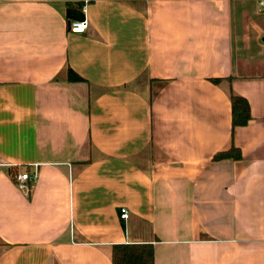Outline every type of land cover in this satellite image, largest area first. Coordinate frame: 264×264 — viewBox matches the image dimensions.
<instances>
[{
	"label": "crops",
	"instance_id": "obj_1",
	"mask_svg": "<svg viewBox=\"0 0 264 264\" xmlns=\"http://www.w3.org/2000/svg\"><path fill=\"white\" fill-rule=\"evenodd\" d=\"M259 2L0 0V264H112L126 242L154 264H264ZM232 94L250 104L234 129ZM231 145L240 160L212 159Z\"/></svg>",
	"mask_w": 264,
	"mask_h": 264
},
{
	"label": "trees",
	"instance_id": "obj_2",
	"mask_svg": "<svg viewBox=\"0 0 264 264\" xmlns=\"http://www.w3.org/2000/svg\"><path fill=\"white\" fill-rule=\"evenodd\" d=\"M66 19L70 23L75 19L83 17V2L77 1L66 3ZM67 81L76 82L84 81L81 76L73 70L68 69ZM213 83H219L221 79L210 78ZM231 124L232 128L246 125L250 120V104L243 96L231 95ZM232 158L234 160L241 159L240 149L231 145L227 150L219 151L212 157L213 160H222ZM112 264H154V246L152 243H117L111 248Z\"/></svg>",
	"mask_w": 264,
	"mask_h": 264
},
{
	"label": "built area",
	"instance_id": "obj_3",
	"mask_svg": "<svg viewBox=\"0 0 264 264\" xmlns=\"http://www.w3.org/2000/svg\"><path fill=\"white\" fill-rule=\"evenodd\" d=\"M259 4L264 7V0H260ZM84 9V7H83ZM89 26V22L84 16V10H83V17L82 19H75L72 22L69 23V30L72 33H83L86 31V29ZM35 177V173L33 176L28 171H24L20 174H17L14 178V181L16 183V186L18 189L23 191L24 193L28 194L30 191V186H28V182ZM121 219H124L128 217L127 209H121Z\"/></svg>",
	"mask_w": 264,
	"mask_h": 264
}]
</instances>
